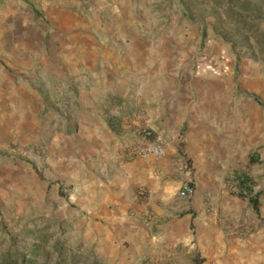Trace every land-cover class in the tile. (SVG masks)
<instances>
[{"label": "crops", "instance_id": "obj_1", "mask_svg": "<svg viewBox=\"0 0 264 264\" xmlns=\"http://www.w3.org/2000/svg\"><path fill=\"white\" fill-rule=\"evenodd\" d=\"M143 1L54 0L37 42L6 47L27 79L0 63V196L21 194L24 225H68L101 264H264V62L233 75L171 12L142 20ZM144 127L163 157L124 155ZM244 220L245 235L225 229Z\"/></svg>", "mask_w": 264, "mask_h": 264}, {"label": "rangeland", "instance_id": "obj_2", "mask_svg": "<svg viewBox=\"0 0 264 264\" xmlns=\"http://www.w3.org/2000/svg\"><path fill=\"white\" fill-rule=\"evenodd\" d=\"M53 1L0 0L2 65L7 63L6 47L9 44L19 45L29 33L34 32L37 42L38 34L49 30L47 11ZM137 7L136 12L142 20H150L151 26L154 22L156 26L164 25L171 12L173 19H167L168 24L172 22L171 26L175 28L189 29V33L193 34L190 40L201 38V49L204 48L208 55H220L215 60L231 61L229 65L235 67V76H244L243 73L247 70L244 63H249L250 60L264 62V0H144ZM196 56L197 54L193 59ZM207 58L214 62L213 57ZM16 64L14 60L13 63L8 62L6 67L15 69V79H27L16 70L17 67L20 68ZM190 69L195 71V66L192 67L191 63L188 67ZM254 182L264 191V181L259 175ZM250 185H253L251 180ZM2 190L7 192L9 188L3 187ZM22 200L19 193L14 199L0 196V264L3 261H15L17 264H64L58 254L59 248H63L69 259L68 264H101L90 257L68 225L50 221L46 223L47 226H43L40 224L41 217L38 216L31 218L30 224L24 225L20 218L13 217L14 215L11 217ZM244 210H247L246 207ZM3 213L10 214L5 217V221ZM34 249L40 250L37 259L33 258Z\"/></svg>", "mask_w": 264, "mask_h": 264}, {"label": "built area", "instance_id": "obj_3", "mask_svg": "<svg viewBox=\"0 0 264 264\" xmlns=\"http://www.w3.org/2000/svg\"><path fill=\"white\" fill-rule=\"evenodd\" d=\"M55 92L62 94L61 87H56ZM140 135L138 141L132 142L124 149V155L128 158L133 157H149L161 158L166 154L165 141L160 137H152V133L149 128L137 129ZM192 193V187L189 181L182 183L179 189V195L184 197ZM140 195L143 196L144 192L141 191ZM251 223L247 220L238 223H226L225 229L231 234L245 235L251 228Z\"/></svg>", "mask_w": 264, "mask_h": 264}, {"label": "trees", "instance_id": "obj_4", "mask_svg": "<svg viewBox=\"0 0 264 264\" xmlns=\"http://www.w3.org/2000/svg\"><path fill=\"white\" fill-rule=\"evenodd\" d=\"M258 159H254V158H250V161L251 162H257ZM240 178V176H238ZM240 184H241V189H240V192L237 193L238 196H246L248 195V193H250V190H251V185H250V180L247 176H241L240 178ZM250 200L253 201V204H256V200L255 198H251ZM40 252L39 249H34L32 251V254H33V258L35 257V259H37L39 256H40ZM60 255V260L62 263L64 264H68V257L66 256V254L63 252V248H59V253ZM71 260V259H70ZM202 261V259H201ZM36 263V261L34 262ZM1 264H17L15 261H3V263ZM32 264V263H30Z\"/></svg>", "mask_w": 264, "mask_h": 264}]
</instances>
